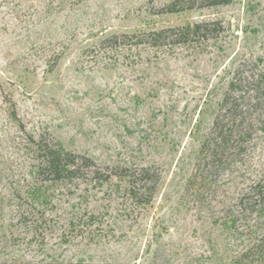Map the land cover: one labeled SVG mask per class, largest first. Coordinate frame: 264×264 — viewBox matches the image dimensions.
I'll use <instances>...</instances> for the list:
<instances>
[{"label": "rangeland", "instance_id": "1", "mask_svg": "<svg viewBox=\"0 0 264 264\" xmlns=\"http://www.w3.org/2000/svg\"><path fill=\"white\" fill-rule=\"evenodd\" d=\"M171 1L0 0V264L224 262L264 223V123L190 179L237 67L264 85V0ZM200 21L223 31L119 44ZM40 138L95 166L46 178ZM122 167L158 173L149 203L126 178L93 177Z\"/></svg>", "mask_w": 264, "mask_h": 264}, {"label": "trees", "instance_id": "2", "mask_svg": "<svg viewBox=\"0 0 264 264\" xmlns=\"http://www.w3.org/2000/svg\"><path fill=\"white\" fill-rule=\"evenodd\" d=\"M200 5L228 4L231 0H199ZM197 0H173L167 6L168 12H177L180 10L191 9ZM223 31L222 23L214 22H194L186 23L182 26L164 27L153 30L145 34L148 38H140L136 41H127L126 39L135 36H129L127 33H121L123 38L119 44H149L156 46L161 40H167L169 43L179 44L200 38L216 36ZM116 36H114L115 38ZM110 39H105L109 41ZM104 41V42H105ZM163 41V42H164ZM116 44V43H115ZM240 65L231 77L227 89L223 94L218 113L216 114L210 135L202 143L198 153L197 168L190 179L203 180L208 173L221 166L227 152L239 149L240 142L244 141L245 134L249 129L260 123H264V112H262L263 102L261 94H264L263 81L256 79L253 74H245L246 70L241 69ZM251 110V115L245 114ZM38 159V166L41 172L48 179L58 180L63 177H79L87 170L95 166L94 162L88 157L65 151L58 143H47L40 138L35 143ZM93 177L96 179H108L111 176H118L127 179L130 186L129 190L132 197L138 203H149L154 193V185L157 182L158 173L150 172L149 167L140 168H119V171H109L102 173L99 170L93 171ZM156 180L150 187L146 183ZM254 187H259L256 183ZM259 191V190H258ZM244 199H250L244 197ZM242 203L243 198L240 199ZM248 239L245 242H238L235 247L234 256L229 257L224 262H208L207 260L198 259L190 264H264V223L256 229L248 231ZM239 249V250H237ZM69 264H94L77 260ZM101 264H123L106 262ZM126 264H157L154 262H132Z\"/></svg>", "mask_w": 264, "mask_h": 264}]
</instances>
